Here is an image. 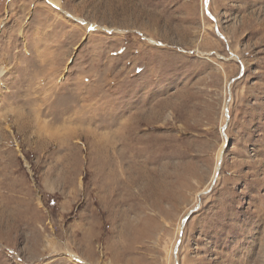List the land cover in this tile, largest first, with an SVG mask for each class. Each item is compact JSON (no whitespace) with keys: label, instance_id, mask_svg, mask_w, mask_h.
I'll return each instance as SVG.
<instances>
[{"label":"rangeland","instance_id":"obj_1","mask_svg":"<svg viewBox=\"0 0 264 264\" xmlns=\"http://www.w3.org/2000/svg\"><path fill=\"white\" fill-rule=\"evenodd\" d=\"M0 264H264V0H0Z\"/></svg>","mask_w":264,"mask_h":264},{"label":"bare ground","instance_id":"obj_2","mask_svg":"<svg viewBox=\"0 0 264 264\" xmlns=\"http://www.w3.org/2000/svg\"><path fill=\"white\" fill-rule=\"evenodd\" d=\"M234 57H236L235 56V54L233 55ZM121 132V131H120ZM119 134V133H118ZM125 135H128V134H126V133H124ZM120 136H121V134H120ZM127 139H128V137H127ZM134 139V138H133ZM111 140V139H110ZM109 140V138H108V140H104L103 141V143H105V145H108V146H112L111 144H110V141ZM126 140V139H125ZM137 141V140H136ZM134 145V144H133ZM131 147V146H130ZM106 148V147H105ZM134 148V149H133ZM131 150H130V153L128 154V158H127V160L129 159V162H128V167H127V171H129V173H131L132 172V165H134V164H130V162H134L135 161V158H136V156H137V150H136V147H133ZM107 149H108V147H107ZM223 149V148H222ZM222 149L220 150V154H221V152H222ZM108 150H110V151H112V150H114V147H110ZM107 150V151H108ZM124 153V152H123ZM119 154H122V153H119ZM220 154H219V158H220ZM117 156H119V155H117ZM121 156V155H120ZM124 157V156H123ZM126 157V156H125ZM114 159H116V156L114 155V157H113ZM222 160L220 159L219 160V162H218V165L216 166V170H217V168H218V166H219V164H220V162H221ZM125 162V161H124ZM114 163V162H113ZM107 167V166H106ZM129 168V169H128ZM118 171L120 172V170H119V166L118 165H111V168H110V172H113V174L112 175H114V177H112V178H114V179H112V181L113 182H111L112 183V192H113V194L112 195H116V196H119V194H121V192H122V190L124 189V187H130V184H129V182H128V180H126V178H123L121 175L122 174H124L125 172H124V170L122 169L121 170V172L120 173H118ZM106 172V171H105ZM109 172V173H110ZM107 175V174H106ZM107 176H109V175H107ZM217 176V175H216ZM128 177V176H127ZM103 178H105V177H103ZM111 178V177H110ZM121 181H125V182H127V185L125 184V183H123V182H121ZM101 182H103V181H101ZM107 183V187H110L111 188V186H109L111 183L110 182H106ZM105 186V185H104ZM103 186V187H104ZM132 187V186H131ZM108 189V188H107ZM102 190V189H101ZM127 190V189H126ZM129 190V189H128ZM103 199V198H102ZM117 201H118V198L116 199ZM71 256H73L74 258H76L78 261H81L82 262V259L80 258V257H78V256H74V255H71Z\"/></svg>","mask_w":264,"mask_h":264},{"label":"water","instance_id":"obj_3","mask_svg":"<svg viewBox=\"0 0 264 264\" xmlns=\"http://www.w3.org/2000/svg\"><path fill=\"white\" fill-rule=\"evenodd\" d=\"M209 13V12H208ZM221 35V34H220ZM222 36V35H221ZM232 53V52H231ZM233 55H234V53H232ZM236 56V55H235ZM237 57V59H238V56H236ZM242 68H243V66H242ZM229 90H230V85H229ZM226 116L228 117V107H226ZM227 125V124H226ZM226 125L224 126V128L222 129V134H223V136H224V138H226V140H227V135H226V133H225V129H226ZM217 178V176H215V179ZM215 181V180H214ZM214 181L212 182V185H211V187L213 186V184H214ZM210 187V188H211ZM210 190V189H209ZM209 190H206V191H204L203 193H207ZM195 209H197V208H194L193 210H191L190 212H188V214L185 216V218H184V220H183V225H184V223H185V221L187 220V218L193 213V211L195 210ZM179 244V243H178ZM178 244H177V246H178ZM176 250H177V247H176ZM176 250H175V256H176Z\"/></svg>","mask_w":264,"mask_h":264},{"label":"snow or ice","instance_id":"obj_4","mask_svg":"<svg viewBox=\"0 0 264 264\" xmlns=\"http://www.w3.org/2000/svg\"><path fill=\"white\" fill-rule=\"evenodd\" d=\"M208 3V0H205V4H207Z\"/></svg>","mask_w":264,"mask_h":264}]
</instances>
